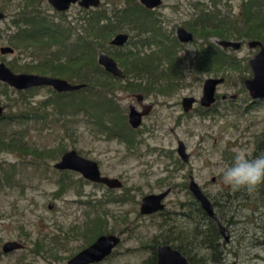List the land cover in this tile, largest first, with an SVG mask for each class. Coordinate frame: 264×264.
I'll return each instance as SVG.
<instances>
[{
    "label": "rangeland",
    "instance_id": "374dc122",
    "mask_svg": "<svg viewBox=\"0 0 264 264\" xmlns=\"http://www.w3.org/2000/svg\"><path fill=\"white\" fill-rule=\"evenodd\" d=\"M130 1L100 0V5L110 11L114 5L121 7ZM210 1L164 0L158 9L162 20L167 22L166 31L175 34L177 27H184L190 32L193 25L198 33L191 31L193 42L177 48L175 63L183 80L172 88L169 96L150 94L146 103L152 104L153 110L131 134L132 142L130 135L122 139L103 133L104 129L98 128L87 113H75L71 101L78 100L82 94L58 97L47 87L23 92L28 105L38 108L36 117L24 121L15 119L11 123L0 121L1 133L6 132L25 144L21 153H0V166L8 170L9 177L13 172L15 181L12 188H0V264H66L68 258L96 240L100 232L119 234L122 239L101 264H144L151 256L150 247L156 242L178 245L166 239L165 233L173 222L177 229L188 225L181 214L192 202L185 188L189 177H193L211 200L218 198L222 210L226 211L223 218L230 236L227 242L220 241L224 251L221 264H264V247L259 245L264 241V208L259 207L252 215L251 211L256 209L250 211L249 205L237 207L236 202L227 204L222 197L226 187L222 172L230 166L228 161H233L239 151L251 155L256 137L264 132V100L253 101L243 85L252 76L248 60L258 49H249L248 40L236 37L229 40H244L241 49L224 52L216 45L220 38L216 35L218 31L213 27L195 26L197 20L193 19L213 4L223 15H240L243 0ZM26 3L27 0H0V9L6 14L0 22V48L11 47L8 42L14 31L11 22ZM39 3L49 19L59 20L46 0ZM81 10L84 9L74 4L62 14L68 22L75 20V23L83 14ZM187 24L190 25L186 28ZM228 30L223 29L226 33ZM209 44L228 56L229 64L224 71L197 67L202 48ZM45 54V50L38 56L14 50L13 55L0 54V62L17 74L42 75L35 68ZM209 78H223L224 82L216 89V102L206 110L200 107L199 98L203 82ZM66 80L73 83L69 78ZM180 84L184 86L179 88ZM132 95L117 94L118 104L126 111L125 121L128 105H135ZM233 96L236 98L230 100ZM18 97L0 88V105L10 103L12 114L15 112L13 100ZM184 97L197 99L189 113H184L181 107ZM109 98L113 100L114 89ZM4 114H9L7 108ZM179 141L190 155L187 164L176 154ZM70 150L95 161L102 175L119 179L123 187L109 190L87 183L77 173L54 171L52 165L57 157ZM52 155L55 157L51 158ZM59 179L68 180L71 188L66 193H58ZM168 187L172 189L165 200L164 214L141 216V199ZM193 215L196 216L194 212ZM192 230L188 227L187 234ZM8 241L21 242L26 248L3 254L2 246ZM191 246L196 259L208 256V251L198 247V241Z\"/></svg>",
    "mask_w": 264,
    "mask_h": 264
},
{
    "label": "trees",
    "instance_id": "16d2710c",
    "mask_svg": "<svg viewBox=\"0 0 264 264\" xmlns=\"http://www.w3.org/2000/svg\"><path fill=\"white\" fill-rule=\"evenodd\" d=\"M43 1L27 0V3L18 11L16 18L11 22L14 31L9 36V44L19 54L29 52L33 56H38L45 50L47 54L37 63L38 68H35L37 73L42 75L50 74L53 77L65 78V80L69 78L73 82H70L71 84L85 85L81 90L56 94V96L67 97L82 94L78 100L71 101L74 112L87 113L88 116L94 118V123H96L98 128L104 129L103 133H107L114 138L124 139L125 136H122L119 131L121 129L125 130L127 127L116 128L115 124L108 126L103 121L104 114L112 113L113 111V108L110 110L114 103L109 98V91L115 88L119 81L112 78L99 67L96 63V58L103 50V53L105 52L117 61L120 60L119 64L126 73L135 72L134 76L142 80V74L149 76L150 79H146L145 81L147 88L161 86V82L158 79L155 80L149 75L153 70H158V66L154 63L155 59H158L157 53L141 57L139 55L140 51H136L133 54L129 50L126 54H122L123 56L129 55L122 61L121 50L108 45L112 36L124 26L132 25L133 18L131 10L128 7H138V5L127 3L124 9L120 10L114 5L116 9L113 8L110 11L103 9L102 6L97 10H81L83 13L80 16L81 18H78L73 23L75 20L68 22L62 13H54L55 17L59 18L56 22L55 19H49L47 13L42 10L43 5L39 3ZM210 2L213 3V0ZM0 11L3 12V9H0ZM240 17H235L233 21H228L224 25H217L215 22L216 16L212 11H202L198 21L199 25H202L204 28L206 26L213 27L214 30L218 31L216 35L220 38L227 37V33L223 31V27L229 25L236 33H244L249 39L259 40L264 44V0H243ZM218 21L221 23V20ZM153 27L154 24L151 23V32L154 35L149 40L156 44L160 53L170 63L167 70L177 72V65L175 63L177 59L174 52L175 47L178 45L177 42L169 39L165 40L161 36H157L152 29ZM144 45L145 43L142 44V46ZM228 60V56L225 53L221 52L213 44H209L208 47L202 48L197 67L204 68L205 70H208L209 67H216L217 70L224 71L225 67L229 64ZM0 88L5 93L11 91L19 96L18 99L13 100L15 101L14 114L11 112L13 109L11 104L3 103L5 108L9 110V114H4V117L0 121L3 120L11 123L15 119L24 121L31 120L29 118H33V116L36 117L38 108H31L28 105L29 103L25 100L26 94L11 90L5 84H0ZM142 89L144 88L142 87ZM10 99L8 101H11ZM129 132L133 131L130 129ZM24 149L25 144L22 142L20 144V140L12 139V135H8L6 132L1 133L0 131V153L5 151L21 153L20 151ZM262 153H264V132L256 137L251 156L256 157ZM228 162L231 165L233 161ZM1 168L0 166V188H12L15 185L13 172L11 173V177H9L6 173L8 170ZM69 188L71 187L68 180L59 179L58 193H65ZM222 197L227 204L236 202L237 207L249 205L250 211L251 208L253 210L256 209L251 211V214L254 215L259 207L262 206L264 208V183L260 184L256 191L252 193H249L246 189L236 191L226 186ZM217 199L213 197V201H211L216 213L223 218V213L226 211L222 210L223 207ZM190 204L193 207H187V214L193 215L194 212L199 216L202 228H205L203 231H199V227L193 228L192 232L197 234V236H192L190 241L191 243L198 241V247H201L204 251H208L209 257L204 255L196 259V254L193 252L194 248L191 246V243L183 245L174 240L178 245H173L172 248L181 252L191 264H221L224 260V251L221 247L222 244H220L221 236L218 233L216 223L208 218L197 202L192 201ZM165 244L168 243L165 242ZM259 245L264 247V241L259 243ZM144 264H155V258L151 256Z\"/></svg>",
    "mask_w": 264,
    "mask_h": 264
},
{
    "label": "water",
    "instance_id": "95a60500",
    "mask_svg": "<svg viewBox=\"0 0 264 264\" xmlns=\"http://www.w3.org/2000/svg\"><path fill=\"white\" fill-rule=\"evenodd\" d=\"M162 0H140L146 8L152 9L161 4ZM47 3L57 13L66 12L70 6L77 4L83 9L98 8L100 6V0H47ZM6 15L0 11V22L5 20ZM178 38L181 42L187 43L193 40L192 35L183 29H178ZM128 40V36L124 34H118L112 38L110 45L120 47L124 45ZM219 47L226 51L228 48L238 50L240 48L239 43L221 41L218 42ZM250 48L259 47V52L249 61V65L252 70V78L245 81V88L253 101H260L264 99V47L259 42H251ZM0 54L13 55L14 49L5 46L0 48ZM98 65L106 72L112 74L117 78H124V73L118 68L117 63L105 53H99L97 57ZM0 83L7 85L9 88L16 91H25L30 88L36 87H51L57 93H69L81 90L85 87L83 84H71L68 81L61 78L46 77L36 74H23L12 72L4 63L0 62ZM223 83L222 78L207 79L203 83L202 97L200 104L203 107H210L215 101L216 88ZM139 101L142 100L141 96H138ZM193 99L184 100V109L188 111L191 108ZM5 107L0 105V120L4 117ZM137 113L133 106H130L129 124L132 128L136 129L141 124L142 115ZM177 153L182 162L187 163L189 161V155L186 152L185 145L182 142L177 144ZM54 169L58 171L70 170L79 173L83 178L94 183L106 185L110 189L121 188L122 184L117 179H111L101 176L97 164L91 160L85 159L79 156L76 151L71 150L65 152L60 161L54 166ZM189 191L199 203L201 209L205 214L214 221L218 227L220 235L225 241L229 240V232L222 224V218L215 212L214 206L210 198L203 192L200 186L190 178ZM169 190H165L158 195H148L142 199L140 213L142 215H152L160 212L164 209L162 200L167 196ZM51 207V206H50ZM120 243V239L117 235H105L99 237L95 243L80 252L68 264H92L97 263L108 257L112 250ZM23 249V245L16 241H9L3 244L2 252L4 254L11 253L13 251ZM157 264H189L187 259L181 255L177 250L172 249L170 246H161L158 249V261Z\"/></svg>",
    "mask_w": 264,
    "mask_h": 264
},
{
    "label": "flooded vegetation",
    "instance_id": "af4514ba",
    "mask_svg": "<svg viewBox=\"0 0 264 264\" xmlns=\"http://www.w3.org/2000/svg\"><path fill=\"white\" fill-rule=\"evenodd\" d=\"M47 1V0H46ZM163 1L164 0H162L161 1V4L159 5V6H157V7H154V8H152V9H148V8H146L143 4H141V2H140V0H136L134 3H133V0L132 1H130V2H128V3H130V4H135V5H138V7H128V9L129 10H131V14H132V18H133V22H132V25L131 24H129V25H126V26H124L119 32H117L113 37H115L116 35H118V34H124V35H127L128 36V40H127V42L124 44V45H122V46H120V47H117V46H112V45H110V41L112 40H110L109 41V43H108V45L109 46H112V47H115V48H118V49H120L121 50V57H122V61L123 60H125V57H127V56H129V55H125V56H123L122 54H126L129 50H131L132 52H133V54H135V52L136 51H140V53H139V55L141 56V57H144L145 55H150L151 53H157V57H158V59H155V61H154V63H155V65H157L158 66V70H153L149 75L150 76H152V78L153 79H158L160 82H161V86L159 87V86H154V88H147V86H146V79H150V77L149 76H147V75H145V74H142L141 76L143 77V80L142 79H139V78H136V76H134V73L135 72H129V73H126V71L120 66V64H119V62H121L120 60L119 61H117V60H115L113 57H111V56H109V57H111L116 63H117V66H118V68L124 73V78H117V77H115V76H113L112 74H110V73H108V72H106L103 68V70L108 74V75H110L112 78H114L115 80H117V81H119V82H117L118 83V85H116L115 86V88H112V89H114V98H113V106L111 107V109L110 110H112V108H113V111H112V113H107V114H104L105 116H104V118H103V121L108 125V126H113V124H115V127L116 128H122V127H127L125 130L124 129H121L119 132H121V135L122 136H125V137H127V136H131V134H133L137 129H139L140 127H141V125L143 124V120L145 119V118H147L150 114H151V112H152V110H153V105L152 104H149V103H146V100L150 97V94H153L154 93V95H160L161 97H163V96H169V95H171L170 93H172V88L174 89L177 85H178V83L180 82V81H182L183 80V78L181 77V76H179L178 74V72H172V71H170V70H167V68L170 66V63L165 59V57L160 53V51H159V49H158V47L156 46V44L155 43H152L151 42V40H149V38L152 36V35H154V33H152L151 32V23L152 24H154V27L152 28L154 31H155V33L157 34V36H161L163 39H169V40H171V41H176L177 42V46L175 47V49H174V52H175V54H176V57L175 58H177L178 57V52H177V48L179 47V46H182V45H185V44H189V43H192L193 42V40H194V36H193V33H191V31L192 32H197V30L195 29V27L193 26V25H191V27H192V29H190L191 31L189 32L188 30H186L184 27H177L176 28V31H175V34H172V33H170V32H168V31H166L165 30V24L167 23V22H164V20H162V18L160 17V15L158 14V9L161 7V5H162V3H163ZM101 4V3H100ZM49 5V4H48ZM127 5V4H126ZM195 6V5H194ZM100 7H101V5L98 7V8H89V9H84L85 11H90V10H97V9H100ZM124 7H125V5L124 6H121V7H117L119 10L120 9H124ZM81 8V7H80ZM83 9V8H82ZM113 9V8H112ZM111 9V10H112ZM116 9V8H115ZM140 9H142V10H145V11H141ZM53 10V9H52ZM108 10V9H107ZM202 11H205V12H209V11H212L213 12V14L216 16V24L217 25H224V24H226L228 21H233L234 20V18L235 17H240V15L238 14V15H236V16H233V17H231V15H223V14H221L218 10H216V6H213V7H205ZM202 11L200 12V14H198L197 15V17H195L193 20H194V22H195V26H199V28H202V25L200 26L199 25V21H198V19H199V17H200V15L202 14ZM2 12V11H1ZM53 12H55L54 10H53ZM4 13V12H3ZM55 13H57V12H55ZM5 14V13H4ZM6 15V14H5ZM223 18H225V19H223ZM241 18V17H240ZM218 20H221V23L218 21ZM147 21H148V23H147ZM190 24H187V26L186 25H184L186 28L189 26ZM139 27H141V29H139ZM207 27V26H206ZM225 28V30L226 29H229L228 30V32H227V37L226 38H218L219 39V41H217L216 42V45L217 46H219L218 45V42H221V41H229V42H233V43H239L240 44V48L238 49V50H240L241 49V47H242V42L244 43V40H242V41H240L241 39H237V40H239V41H232V40H229V39H231V38H236V37H242V39H246V40H248V42L246 43V45H247V47L249 48V49H258V51H257V53L259 52V50H260V48L259 47H255V48H250L249 47V44L251 43V42H259V43H261V45L264 47V44L261 42V41H259V40H254V39H249L246 35H244V33H236V31L234 30V29H232L231 28V26H225L224 27ZM178 29H183V30H185L186 32H188V33H190L191 35H192V38H193V40L192 41H190V42H187V43H184V42H181L180 40H179V38H178V35H177V31H178ZM198 33V32H197ZM143 43H145V45L144 46H142V44ZM136 47H137V49H136ZM127 48H129V49H127ZM227 50H233V51H238V50H234V49H232V48H228ZM226 50V51H227ZM223 51V50H222ZM226 51H224V52H226ZM103 53V52H102ZM256 53V54H257ZM106 54V53H105ZM255 54V55H256ZM254 55V56H255ZM253 56V57H254ZM252 57V58H253ZM251 58V59H252ZM250 59V60H251ZM250 60H248V66H249V68H250V70H251V67H250V65H249V61ZM6 65V64H5ZM7 66V65H6ZM8 67V66H7ZM9 68V67H8ZM251 73H252V70H251ZM136 74V73H135ZM36 75H38V74H36ZM252 75H253V73H252ZM41 76H46V77H53V76H51L50 74H46V75H41ZM54 78H58V77H54ZM251 78H252V76H251ZM250 78V79H251ZM62 79V78H61ZM210 79V78H209ZM213 79H218V78H213ZM223 79V78H222ZM250 79H247V80H250ZM65 80V79H64ZM207 80V79H206ZM205 80V81H206ZM247 80H245V81H247ZM67 81V80H66ZM204 81V82H205ZM245 81L243 82V85H244V83H245ZM69 82V81H68ZM203 82V83H204ZM223 82H224V79H223ZM70 83V82H69ZM223 84V83H222ZM221 84V85H222ZM184 85L183 84H180L179 85V88H181V87H183ZM220 86V85H219ZM218 86V87H219ZM42 87H44V86H42ZM142 87L144 88V89H142ZM36 88H40V87H36ZM47 88H51V87H47ZM178 88V89H179ZM30 89H35V88H30ZM30 89H28V90H30ZM52 89V88H51ZM112 89H110V91H109V94L111 95V93H112ZM217 89V88H216ZM244 89H245V91L247 92V90H246V88H245V85H244ZM53 90V89H52ZM25 91H27V90H25ZM54 91V90H53ZM202 91H203V85H202ZM20 92H24V91H20ZM125 92H129V93H132L133 95H132V99L135 101V105H133V104H130V105H128V107H127V119H126V121H125V119H124V117L123 116H126V111L124 110V109H121V107H120V105L118 104V98H117V94H119V93H125ZM57 93V92H56ZM57 94H60V93H57ZM62 94H64V93H62ZM247 94H248V92H247ZM138 96H141L142 97V100L141 101H139L138 99H137V97ZM248 96H249V94H248ZM201 97H202V92H201ZM201 97L199 98V105H200V107H202V108H205L206 110H209L210 108H211V106L216 102V92H215V101H214V103L210 106V107H203L201 104H200V99H201ZM250 97V96H249ZM236 98V96H233V97H230L229 99L230 100H234ZM251 98V97H250ZM110 99H112V98H110ZM185 99H193L194 100V102L192 103V105H191V108L188 110V111H185V109H184V100ZM222 100H226V97L225 96H222ZM264 100V99H263ZM197 103V99H195V98H193V97H184V98H182V101H181V107H182V110H183V112L184 113H189L192 109H193V106L195 105ZM130 106H133L134 108H135V111H137V113H141V114H143L144 112H147V114H145V115H142V118H141V124L139 125V127L138 128H136V129H134V128H132L131 127V125L129 124V113H130ZM137 107H138V109H137ZM39 111H42L41 109H39ZM107 112V111H106ZM120 120H122V122L120 121ZM129 128V129H128ZM132 130L133 132H129V130ZM107 132V131H106ZM105 134H107V133H105ZM108 135V134H107ZM120 135V136H121ZM110 136V135H109ZM114 138V137H113ZM132 136H131V138H130V141L132 142ZM180 142V141H179ZM178 144V143H177ZM186 148V147H185ZM71 151V150H70ZM75 151V150H74ZM66 152H68V151H66ZM65 153V152H64ZM64 153H62V155L64 154ZM176 154H177V156L179 157V155H178V153H177V149H176ZM188 154V153H187ZM61 155V156H62ZM189 155V154H188ZM61 156L59 157H57V159L55 160V163L52 165V169L54 170V171H56V172H58V173H67V172H74V171H70V170H65V171H58V170H56V169H54V165L58 162V161H60V158H61ZM55 156H53V157H51V158H54ZM86 159V158H85ZM179 159H180V157H179ZM189 159H190V155H189ZM89 160V159H88ZM92 161V160H91ZM182 161V160H181ZM93 162H95V161H93ZM189 162V161H188ZM187 162V163H188ZM96 163V162H95ZM182 163H184V162H182ZM187 163H184V164H187ZM97 164V163H96ZM47 165V164H46ZM47 167V166H46ZM97 167H98V170H99V166H98V164H97ZM99 172H100V170H99ZM74 173H77V172H74ZM77 174H79V173H77ZM100 174H101V172H100ZM61 175V174H60ZM80 175V174H79ZM81 176V175H80ZM101 176H103V177H107V176H104V175H102L101 174ZM82 177V176H81ZM83 178V177H82ZM107 178H109V177H107ZM190 178H193V177H189V179H188V184H185V188H186V190H188L189 191V183H190ZM87 183H91V184H93V185H95V186H104V187H106L107 189H109V190H119V189H121L122 187H123V184H122V182L119 180V179H117V178H111V179H117V180H119L120 182H121V184H122V187L121 188H114V189H110V188H108L106 185H103V184H98V183H94V182H91V181H89V180H86L85 178H83ZM194 180V179H193ZM215 181V179H212V182H214ZM201 188V187H200ZM171 187H168V188H166L165 190H169V193L167 194V196L162 200V204L164 205V209L162 210V211H160V212H157V213H155V214H152V215H142L141 213H140V207H141V203H142V199L145 197H143L142 199H141V202H140V205H139V214L141 215V216H153V215H156V214H159V215H161V214H164L163 213V211L165 210V200H166V198L169 196V194L171 193ZM164 190V191H165ZM68 191V190H67ZM66 191V192H67ZM164 191H162V192H164ZM65 192V193H66ZM162 192H159V193H157V194H149V195H158V194H161ZM189 194L191 195V198H192V201H195V202H197L196 200H195V198L193 197V195L190 193V191H189ZM146 196H148V195H146ZM211 200V199H210ZM190 203H192V202H190ZM198 203V202H197ZM213 203V202H212ZM199 204V203H198ZM51 206V205H50ZM49 206V208H51ZM189 207L191 206V207H193L191 204H189L188 205ZM200 206V205H199ZM201 208V207H200ZM216 212V211H215ZM188 213V211L186 210V212H183V214H181L183 217H184V219L186 220V224H187V222H188V225H185V226H182V227H179L178 229H177V225L173 222L172 224H171V226H169V230H167V232L165 233V235L167 236L166 237V239L167 238H169V239H171V241L172 240H176V241H178V242H180L181 244H183V245H185V244H187V243H191V239H192V236H194V235H196L197 236V234H195V233H193V232H191L190 234H187L188 233V227H189V230L191 229V228H196V227H199V230H202V226H201V222H200V218H199V216H194V215H188L187 214ZM191 224V225H190ZM222 224L225 226V224H224V220H223V218H222ZM173 225V226H172ZM225 228L227 229V227L225 226ZM217 230H218V227H217ZM193 231V230H192ZM228 231V230H227ZM229 232V231H228ZM218 233H219V231H218ZM99 234V233H98ZM220 234V233H219ZM105 235H117L118 237H119V239H120V243L122 242V239H121V235H119V234H103L102 232H100V235H98V237L96 238V240L99 238V237H101V236H105ZM221 236V235H220ZM186 238V239H185ZM180 239H182V241H180ZM221 239L222 240H224L223 239V237L221 236ZM96 240H94L93 242H91L90 244H88L85 248H83L82 250H80L78 253H76V254H74L73 256H71L70 258H68V260H67V262H66V264H68V262L71 260V259H73L76 255H78L80 252H82L83 250H85L86 248H88L89 246H91L93 243H95L96 242ZM155 240H157V238H155ZM189 240V241H188ZM225 241V240H224ZM9 242V241H8ZM17 242V241H16ZM183 242H185V243H183ZM225 242H227V241H225ZM20 244H22L23 245V249H21V250H17V251H23L26 247H25V245L23 244V243H21V242H19ZM119 243V244H120ZM118 244V245H119ZM192 244V243H191ZM117 245V246H118ZM165 245H167V244H165V242H163V243H158V242H156L154 245H152L151 247H150V249H151V256H152V258L154 257L155 258V264H157V261H158V249H159V247H161V246H165ZM116 246V247H117ZM167 246H170V245H167ZM115 247V248H116ZM171 248H172V246H170ZM114 248V249H115ZM114 249L112 250V252H111V254L108 256V257H106V258H104L103 260H101L100 262H97V263H92V264H101V263H103L104 261H106L111 255H112V253H113V251H114ZM172 249H174V250H177V249H175V248H172ZM17 251H13V252H17ZM178 251V250H177ZM13 252H11V253H13ZM3 253V252H2ZM11 253H8V254H11ZM181 253V252H180ZM4 254V253H3ZM182 255V254H181ZM150 256V257H151ZM183 256V255H182ZM185 257V256H184ZM186 258V257H185ZM187 259V258H186ZM187 262L189 263V264H191L189 261H188V259H187Z\"/></svg>",
    "mask_w": 264,
    "mask_h": 264
},
{
    "label": "clouds",
    "instance_id": "9594fccd",
    "mask_svg": "<svg viewBox=\"0 0 264 264\" xmlns=\"http://www.w3.org/2000/svg\"><path fill=\"white\" fill-rule=\"evenodd\" d=\"M222 182L236 191H256L264 183V153L252 157L245 151L237 152L232 164L222 172Z\"/></svg>",
    "mask_w": 264,
    "mask_h": 264
}]
</instances>
